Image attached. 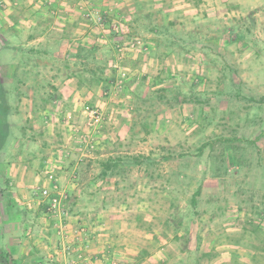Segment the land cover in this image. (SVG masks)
<instances>
[{
    "label": "rangeland",
    "instance_id": "rangeland-1",
    "mask_svg": "<svg viewBox=\"0 0 264 264\" xmlns=\"http://www.w3.org/2000/svg\"><path fill=\"white\" fill-rule=\"evenodd\" d=\"M56 1L46 2L48 14ZM67 2L60 13L76 20L57 31L48 17L45 29L27 27L38 11L30 0H0V20L25 31L1 40L0 78L18 108L15 135L26 129L23 156L4 171L0 262L194 264L167 224L174 203L202 233L211 255L202 264L251 255L264 264V9L228 0L216 14L201 0ZM87 108L102 122L90 126ZM18 144L9 142L10 155ZM140 155L152 156V181L146 165L126 164L127 179L88 186L101 161ZM46 188L60 200L55 210ZM99 196L111 206H95Z\"/></svg>",
    "mask_w": 264,
    "mask_h": 264
},
{
    "label": "trees",
    "instance_id": "trees-1",
    "mask_svg": "<svg viewBox=\"0 0 264 264\" xmlns=\"http://www.w3.org/2000/svg\"><path fill=\"white\" fill-rule=\"evenodd\" d=\"M24 33V31L18 27L16 24H9L6 20L1 19L0 20V44L1 40H3L4 36L6 34H9L13 37L21 36ZM57 32H48L49 34H56ZM36 34H29L28 39L33 40L37 37ZM51 36V35H50ZM61 41V40H59ZM58 41V42H59ZM30 53H36L35 50H31ZM96 72V71H94ZM74 74H70V76H73ZM93 76L97 75L95 73L92 74ZM7 87L4 85L2 79L0 78V165L2 166L3 171L0 173V193L3 191L4 187L7 186V180H6V174H4V171H7L13 161H15L17 158L22 157L23 153L25 152V143L22 141L23 136L25 135L26 129H21V135H15L14 128L15 126L12 123L11 116L14 113H17L18 108L16 106H13L11 103V100L9 98V91L6 89ZM20 99V97H19ZM144 131L146 130L145 126H142ZM21 137V138H20ZM12 140V141H11ZM18 142V152L14 154L13 156L10 155L8 152V146L9 142L13 143ZM129 164H134L138 166L146 165L147 169V177L150 178L152 181L154 175L151 174V176L148 174L150 173L151 167H154L152 156H145L140 155L133 158L129 157H117V158H109L106 161L100 162V173L95 176V178L92 180V182L88 185L89 187L93 186L94 184H97L101 180H105L110 176H120L122 179H127V170L124 169V167ZM78 175H82L81 172L78 173ZM164 178V176H160ZM164 180V179H163ZM174 182L171 178H165L164 184L165 185H172ZM88 187V188H89ZM98 192H94L93 195H97ZM201 190L198 189L192 199L191 203L196 206L197 198L200 196ZM80 195H78L77 192H74V201L72 202V207L76 209L77 207V201L79 200ZM11 202L16 206V202L13 201V199H10V205ZM95 206L100 205L102 209H107L111 206L112 202L110 198H102L101 196L97 197L96 202L93 203ZM9 205L10 211H12V207ZM12 216V214H10ZM196 215V214H195ZM188 216L182 214V212L179 210V207L172 203L171 204V218L167 220L168 226H170L174 231V240L180 245L181 252L183 254H191L194 255V264H202V261L210 258V253L202 248L203 243V237L202 233L199 232V234L196 232V225L195 220H187L188 222H184L183 217ZM195 234V235H194ZM243 239V238H242ZM239 241V240H238ZM192 242H195V251L191 252V244ZM240 242V241H239ZM241 245V244H240ZM238 249V248H237ZM238 251V250H237ZM235 251V253L237 252ZM240 251V250H239ZM258 257V256H257ZM256 256H247L248 262L247 264H255L256 263ZM1 260V257H0ZM0 264H13L12 261L8 260L5 262H0ZM32 264H39L37 261L33 262Z\"/></svg>",
    "mask_w": 264,
    "mask_h": 264
},
{
    "label": "crops",
    "instance_id": "crops-1",
    "mask_svg": "<svg viewBox=\"0 0 264 264\" xmlns=\"http://www.w3.org/2000/svg\"><path fill=\"white\" fill-rule=\"evenodd\" d=\"M47 1L48 0H30V2L32 3V7L36 8L38 11L35 12L36 16L32 17V20L30 19L31 21L27 22V27L29 29L34 28L35 26L42 27L43 25L41 23H43L47 17L49 19H52L56 24H59L58 25L59 27H55L57 29V31H63V28L65 26H70L71 23L73 24L75 22V20H76L75 18L72 19L71 16L66 17L60 13L61 8L66 7V5H68L69 2H67V0H57V1L54 0L56 2L52 6L53 12H51L49 14H48V11L50 8H49V6H46ZM201 1H202L201 4H203V6H205L207 9H209V11L212 12L213 14H216V9H218L216 7H217L220 0H201ZM228 2L234 4L235 6H238V7L242 6V8H246V10L248 8L264 9V0H228ZM31 3H30V5H31ZM39 3L41 4V8L40 7L38 8L35 6L36 4H39ZM262 17L264 18V16H262ZM60 18L62 19V22H64V23H62V25H60V22H61ZM35 20H37L36 24L34 23ZM18 27L20 28V26H18ZM42 29H45V28L42 27ZM24 33H25V31H24ZM45 34H46V31H45L44 35ZM44 37H46V36H43L42 38H44ZM27 39H28V37H27ZM40 40H43V39H40ZM59 40H61V39L58 38L56 42H58ZM74 80H75V78H72V81H74ZM68 81H71V80H68ZM9 221L18 223V221H20V220H9ZM4 236L6 237V235H4ZM0 237H3V230L0 231ZM244 262H245V264H247V261H244ZM244 262H243V264H244Z\"/></svg>",
    "mask_w": 264,
    "mask_h": 264
},
{
    "label": "built area",
    "instance_id": "built-area-1",
    "mask_svg": "<svg viewBox=\"0 0 264 264\" xmlns=\"http://www.w3.org/2000/svg\"><path fill=\"white\" fill-rule=\"evenodd\" d=\"M115 30L118 31V27L115 26ZM131 49H134L136 50L137 47L135 45H132L131 46ZM124 51V48L120 49V52H123ZM85 113L87 114L88 116V119L90 121L89 125L90 126H96L97 124L101 123L102 120H103V115H101L99 113L98 110H94V109H90V108H87ZM56 189V187H55ZM51 188H46L42 191V195L45 197V198H49L50 201H51V209H57L59 207V198L56 196V195H52L51 194Z\"/></svg>",
    "mask_w": 264,
    "mask_h": 264
}]
</instances>
